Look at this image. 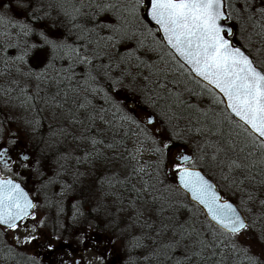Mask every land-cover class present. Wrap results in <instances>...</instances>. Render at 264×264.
Returning <instances> with one entry per match:
<instances>
[{"label": "snow or ice", "instance_id": "6c2138e0", "mask_svg": "<svg viewBox=\"0 0 264 264\" xmlns=\"http://www.w3.org/2000/svg\"><path fill=\"white\" fill-rule=\"evenodd\" d=\"M8 122L44 145L50 206L93 204L125 264H264V0H0ZM36 208L0 176V226Z\"/></svg>", "mask_w": 264, "mask_h": 264}, {"label": "flooded vegetation", "instance_id": "af4514ba", "mask_svg": "<svg viewBox=\"0 0 264 264\" xmlns=\"http://www.w3.org/2000/svg\"><path fill=\"white\" fill-rule=\"evenodd\" d=\"M9 147V146H8ZM11 149V157L12 159L9 161L11 168L10 170L5 169L3 167V164H0V176H4L5 178H11L15 181H19L25 188L26 191L29 192L30 196L33 198L34 202L37 203L38 206V199L37 195L35 193H40V196L43 198V208L39 209V213L36 214L37 220L33 221L30 218L27 220L28 228L32 230L33 226H36V234L39 238V242L36 245L38 246V249L35 251L36 256L40 258H46L50 257L51 259H59L64 254L63 252L59 253L61 250L62 244L57 243L56 241H63L64 240H72V239H78L79 241L85 240L86 244H84V247L86 248H93L94 251L99 255L100 257V264H119L115 262V259L110 256L109 244L105 243L103 241V238H101V235L104 234V223L100 219V213H97V217L95 218L94 214L91 210H89L88 205H81L80 211L83 213L82 215H78L75 219L73 218V212L75 209H73L72 204L68 203V201H65L64 205V211L58 213V208L56 206H50L51 201H56L59 199V197L53 195V191L46 192L44 189H42V185L45 181L44 174H37V176L33 173H29L26 175L25 171L22 170L20 167L21 164H24L25 162H22L20 159L21 155L28 154L30 157L31 155L27 152H24L20 149V147H9ZM40 172V170H39ZM46 176L51 173V169L46 171ZM26 176V177H25ZM24 178V179H23ZM40 184L39 189L37 184ZM34 185V187H33ZM49 193L51 194L49 196ZM74 203V202H73ZM52 208H56L55 210ZM83 208V210H82ZM40 221H44L43 227H40ZM56 237H59L57 240ZM52 239L56 240L55 244L52 242ZM93 244H91L88 240H97ZM53 240V241H54ZM51 241V243L54 245V248L52 251H48L46 245L47 243ZM70 243V242H69ZM68 248V247H67ZM66 248V249H67ZM73 244L69 245V252L72 254L69 255V258L66 260H63L60 264H74V261H80V264H83L82 259V250L79 249L76 251ZM65 250V248H64Z\"/></svg>", "mask_w": 264, "mask_h": 264}, {"label": "rangeland", "instance_id": "374dc122", "mask_svg": "<svg viewBox=\"0 0 264 264\" xmlns=\"http://www.w3.org/2000/svg\"><path fill=\"white\" fill-rule=\"evenodd\" d=\"M231 23V22H229ZM236 40H240V36L239 33H237V36L235 38ZM253 47L255 48L256 45H253ZM140 111V110H139ZM138 111V112H139ZM141 113V116H143V113ZM10 115H14L13 113H10ZM2 127H4L5 129H8V131H6L3 135H0V143H4L6 146L9 147H20V149L24 152H27L31 155L30 160L31 163H28L27 166H25L24 164H21L20 167L22 168V170L25 171L26 175L29 173H33L37 176V174H41L43 173L44 176L46 177L45 174L47 170L51 169L49 167L46 166L47 162L44 160V157L41 154V149L43 148V145L40 143L39 139L36 137H33L30 132L28 130H26V127L23 125L22 122L19 123H13V122H8L2 125ZM15 133V136L18 138L16 144H11L9 143V141L13 138L12 134ZM129 145L131 146V142L129 143ZM145 159H149V157L147 156V154L145 155ZM39 161V163H38ZM40 170V172H39ZM26 177V176H25ZM24 179V178H23ZM221 189H223V185L221 184ZM34 187V185H33ZM37 190L40 187V184H37ZM46 192L48 191H54L53 189L49 188L47 190H45ZM38 206L37 208L34 210L35 214L39 213V209L43 208V197L40 196V193L38 191ZM51 194L49 193V196ZM66 203H64L65 205ZM84 205H88V209L92 211V208L94 207L93 204L89 203V202H85L83 204ZM52 209H56V208H52ZM83 210V208H82ZM92 213L94 214L95 218L97 217V213L92 211ZM100 219L101 221L104 223V234L101 235V238H103L104 244L107 243L110 246L109 249V254L110 256H112L115 259L116 263L119 264H125V262L128 260V250L126 248V241L123 239L121 232L118 229H115L113 227V225L105 218L103 212H100ZM28 221L25 222V225H22L21 228L19 230H17L16 232H10L6 229H4L3 227L0 226V232L3 234L4 239L6 240L7 243H9L12 246H17L20 248V250L30 256V257H35L39 263H43V264H60L63 262V260H66L67 258H69V255H71L72 253L69 252V245L73 244L74 248L76 251H78L79 249H81L82 251V259H83V264H100V257L99 255L94 251L93 248H86L84 247V244H86L85 240L79 241L78 239H72V240H64L63 241H56L54 239H52V242L55 244V241L57 243L62 244L61 246V250L59 253L63 252V256L59 259H51L49 256L46 258H40L38 256H36V250L38 249V246L36 245L37 243L35 242H39L41 240H37V241H33L30 244H17L14 240L15 236H19L21 241H23L24 237L26 235H36V233H33L31 229H29L28 226ZM54 240V241H53ZM91 244H93L95 241H100L99 239L97 240H88ZM70 242V243H69ZM68 247V248H67ZM65 248V250H64ZM67 248V249H66Z\"/></svg>", "mask_w": 264, "mask_h": 264}, {"label": "trees", "instance_id": "16d2710c", "mask_svg": "<svg viewBox=\"0 0 264 264\" xmlns=\"http://www.w3.org/2000/svg\"><path fill=\"white\" fill-rule=\"evenodd\" d=\"M223 106H221L222 108ZM139 111V110H138ZM141 115V113H140ZM131 141H129L130 143ZM41 143V142H40ZM42 144V143H41ZM43 145V144H42ZM44 147V145H43ZM7 243L6 240L4 239L3 234L0 232V264H31V260L30 256L24 254L19 247L17 246H12L9 243H7L8 245H10L11 247H13L16 250V254L14 255V257L5 260L4 257V253L7 251L6 248L3 247V245ZM37 260V259H36ZM39 264H43V263H39Z\"/></svg>", "mask_w": 264, "mask_h": 264}, {"label": "water", "instance_id": "95a60500", "mask_svg": "<svg viewBox=\"0 0 264 264\" xmlns=\"http://www.w3.org/2000/svg\"><path fill=\"white\" fill-rule=\"evenodd\" d=\"M17 182L20 183L19 181H17ZM20 184H21V183H20ZM21 186L25 188V186H23L22 184H21ZM25 190H27V189L25 188ZM27 192H28V191H27ZM29 195H30V194H29ZM2 227H3V226H2Z\"/></svg>", "mask_w": 264, "mask_h": 264}]
</instances>
